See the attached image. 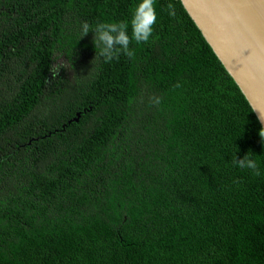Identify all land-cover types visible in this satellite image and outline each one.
<instances>
[{
	"label": "trees",
	"instance_id": "1",
	"mask_svg": "<svg viewBox=\"0 0 264 264\" xmlns=\"http://www.w3.org/2000/svg\"><path fill=\"white\" fill-rule=\"evenodd\" d=\"M138 2L0 0V264H264L263 126L181 0L89 74Z\"/></svg>",
	"mask_w": 264,
	"mask_h": 264
},
{
	"label": "water",
	"instance_id": "2",
	"mask_svg": "<svg viewBox=\"0 0 264 264\" xmlns=\"http://www.w3.org/2000/svg\"><path fill=\"white\" fill-rule=\"evenodd\" d=\"M181 2L253 110L264 111V0Z\"/></svg>",
	"mask_w": 264,
	"mask_h": 264
},
{
	"label": "clouds",
	"instance_id": "3",
	"mask_svg": "<svg viewBox=\"0 0 264 264\" xmlns=\"http://www.w3.org/2000/svg\"><path fill=\"white\" fill-rule=\"evenodd\" d=\"M156 0H139L132 9L130 20H121L116 22H100L98 21L94 27L87 22H83L81 29V38L86 37L90 32L93 33L92 43L96 50V55L92 60L93 67L89 74L95 68V62L99 58H103L105 63L114 59L119 60L121 55H125L129 59L135 58V49L130 45L133 41L136 44L147 43L152 37L154 25L157 22V12L155 7ZM173 7L171 4L168 6ZM129 27H131V35H129ZM62 68H67L65 62L54 63L50 66L52 80H55ZM51 82V81H50ZM179 86V85H177ZM258 111V120L264 125V111ZM261 142L264 143V127L259 130ZM232 164L240 169L251 170L255 176H261L262 172L259 164L254 159L251 150L240 158L236 153L232 157Z\"/></svg>",
	"mask_w": 264,
	"mask_h": 264
},
{
	"label": "rangeland",
	"instance_id": "4",
	"mask_svg": "<svg viewBox=\"0 0 264 264\" xmlns=\"http://www.w3.org/2000/svg\"><path fill=\"white\" fill-rule=\"evenodd\" d=\"M56 56H57V57H56V63H59L60 61H61V62H65V66H66L67 68L69 67V63H68L67 59L64 57L63 54H61V53H57Z\"/></svg>",
	"mask_w": 264,
	"mask_h": 264
}]
</instances>
